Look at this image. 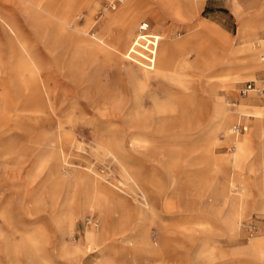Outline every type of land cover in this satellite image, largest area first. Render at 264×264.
<instances>
[{"label":"rangeland","instance_id":"obj_1","mask_svg":"<svg viewBox=\"0 0 264 264\" xmlns=\"http://www.w3.org/2000/svg\"><path fill=\"white\" fill-rule=\"evenodd\" d=\"M109 1L0 0L37 75L0 29V264H264L248 250L264 242V95L239 93L264 79V0H195L183 21L158 0ZM219 3L228 33L200 20ZM132 18L158 33L160 64L143 63ZM96 180L115 202L82 205Z\"/></svg>","mask_w":264,"mask_h":264},{"label":"bare ground","instance_id":"obj_2","mask_svg":"<svg viewBox=\"0 0 264 264\" xmlns=\"http://www.w3.org/2000/svg\"><path fill=\"white\" fill-rule=\"evenodd\" d=\"M35 19L38 22L36 24H39V22L42 21V16L41 15H38ZM62 25L63 26L65 25V20H62ZM134 26H135V19L132 18V20L130 22V25H129V28L127 30L128 37H131V36L132 37H135L136 36V33H133ZM205 27L209 30V29H211V27H214V26L211 23H206L205 24ZM0 29L3 32V34H5L6 38L9 41H13L14 39L16 41H18V43H19L18 50L17 51L15 50V52H12V53H13V55H15L16 52H19V54H20V56H19L20 58L19 59H22L23 61H25L26 64L29 65V68H31L32 74L34 76V79L36 80V76L37 75H36V71H35V69H36L35 63L33 62L32 58H31V56L29 54V50H28L27 46L21 40V35H20L19 30H18L17 24H15L14 22L10 21L7 17H5V16L2 15V16H0ZM85 44H86V47L93 48V46H94L96 49H99V50L100 49H104L102 46H100L98 44L92 45V44H90L88 42L85 43ZM13 55H11L10 57H13ZM145 71H146V73L148 72L147 70H145ZM39 86L40 87L36 86V83H35V88L32 90V92H36V90H38V92L41 93V91H42L41 89H43L44 87L42 86V84L40 82H39ZM44 92H45V88H44ZM40 96H42V94H40ZM153 106L155 107L154 109H156V111H158L159 109H162V108L163 109H166L168 105H166V106H164V107L161 108V106H159L157 104V102L154 101ZM170 109H171V107H170ZM176 118L177 119H174V120H176L178 123H180L182 121L180 114H179V117H176ZM261 121L264 122V116L261 118ZM157 125H161L163 127H169L170 128V126L167 125V123H164L162 121L159 122ZM188 128L189 129H195V128H197V124H195L194 122H189ZM228 131H230V129ZM180 135H181V133H180ZM231 137L233 139V145L235 146L236 153L237 152H240L243 149V146L245 145V143L247 142L246 141L247 136H244V137H241V138H235L236 137V135H235V136H231ZM122 167L123 166H121V170H122L121 172L124 175H127V180L133 181V176L127 171V169L125 167H123V168ZM208 171H209V173H211V170H208ZM190 179L193 182V184L195 185V189L197 191H199L198 194H200V190L202 189V186L204 184H209V180L206 178V172L205 173L204 172H201L200 170H198L196 168L191 171V173H190ZM96 182H97V180H96ZM97 185L98 186H96V187L95 186H92L91 189H90V191H87L86 196H84V198H83V204L82 205H85L87 203H89L90 205H94L97 202L102 201V200H109L110 202H115L114 197H118V196H115V193L111 192V189L105 187L104 185L103 186L100 185L98 182H97ZM116 201H118V200H116ZM263 248H264V242L261 241L259 243L252 244L251 248L248 249V250H250L252 253H259V252H262V249ZM73 249L74 250H77L76 247H74Z\"/></svg>","mask_w":264,"mask_h":264},{"label":"crops","instance_id":"obj_3","mask_svg":"<svg viewBox=\"0 0 264 264\" xmlns=\"http://www.w3.org/2000/svg\"><path fill=\"white\" fill-rule=\"evenodd\" d=\"M206 1L204 0L201 9H204V5H206ZM216 2L217 0H211ZM159 6L162 10H166L168 11L169 15L172 16L173 18L179 20V21H183V20H188L191 17V14L193 11H195L197 9V7L200 5V2H196L195 0H158ZM183 3H185V7L183 5ZM197 6V7H196ZM209 7V6H208ZM216 9H211L209 8L207 11V14H212V15H208V16H203L200 18L201 21H205L206 23H213L216 26H219V28H221L223 31L228 33L227 28L223 25L222 21L225 20V18L229 17L232 13L230 11V9L227 7L226 4H217ZM235 7V5L232 6V9ZM234 11V10H233ZM191 12V14H190ZM226 13L228 14L226 16ZM225 15V16H224ZM224 16V17H222ZM200 21H198L197 23H199ZM178 26V24L171 20L167 23L166 25V32L169 35L170 39H179V37H182L183 33L181 35L178 36H174L172 34L173 30L175 29V27ZM154 35H158V33H152ZM224 36V35H223ZM158 37V36H157ZM226 38V36H224ZM227 39V38H226ZM169 45H171L172 47H176V46H180V47H186L188 46L187 41L184 40H172L168 43ZM230 44L229 40H228V45ZM162 54H154L153 57H149V59H145V57L147 58V56L141 55L143 58V63L146 64H151V65H158L161 63L160 59L159 61L156 59L157 56H160ZM161 58V57H160ZM249 99H252V97H248Z\"/></svg>","mask_w":264,"mask_h":264},{"label":"built area","instance_id":"obj_4","mask_svg":"<svg viewBox=\"0 0 264 264\" xmlns=\"http://www.w3.org/2000/svg\"><path fill=\"white\" fill-rule=\"evenodd\" d=\"M123 0H111L107 3V8L110 10H114L119 4L122 3ZM148 22L141 21L138 24V32L136 36L134 37L133 43L135 46L142 47L140 49L147 55V60L149 57H153L156 43H157V36L148 32ZM133 43L130 46L131 50L134 49ZM133 52V51H132ZM253 93L254 95L262 96L264 95V79L259 80L258 82H255L254 80H247L244 85L239 89V93L241 95H246L248 93ZM246 130V126L243 124H234L230 128L231 133H239Z\"/></svg>","mask_w":264,"mask_h":264}]
</instances>
